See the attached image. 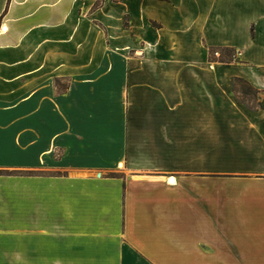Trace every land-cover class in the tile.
I'll list each match as a JSON object with an SVG mask.
<instances>
[{"label":"crops","instance_id":"0c3cea01","mask_svg":"<svg viewBox=\"0 0 264 264\" xmlns=\"http://www.w3.org/2000/svg\"><path fill=\"white\" fill-rule=\"evenodd\" d=\"M219 128L264 146V0H0V264H252L178 168Z\"/></svg>","mask_w":264,"mask_h":264},{"label":"rangeland","instance_id":"374dc122","mask_svg":"<svg viewBox=\"0 0 264 264\" xmlns=\"http://www.w3.org/2000/svg\"><path fill=\"white\" fill-rule=\"evenodd\" d=\"M214 52L210 53L212 57H214ZM229 60L231 62L235 60V53H232L230 57L223 55L222 61ZM64 84L65 82H61V85ZM233 89L238 93V100L243 102L246 99L249 100L251 96L246 97L241 93H254L249 87H245L239 82L233 83ZM184 132L186 131H182V133ZM214 132L215 138L213 141L201 137L192 139L190 136L192 140H190L192 142L191 147L194 152L183 154L182 156L186 155L191 160L188 162L179 161L178 168L195 170L197 174H201L202 170L209 171L213 172L209 174L211 177L226 178L222 182L221 179L211 178H208L207 182L204 183L197 181V192H199V188L203 187L205 188L203 193L211 196L213 193L214 203L212 202L213 207H211L214 214L213 218L215 223L224 221L223 226L219 228L221 231H226L224 237L230 238V241H228L230 247L233 246L234 248V244L237 246L242 244L243 246L247 242V250L250 253L248 254L246 251L247 260L249 256L256 253V257L250 259L252 264H264V183H262V179H264L262 169L264 167V146L248 143V140L242 137L244 131H239L241 133L236 130L232 131L231 139L228 137L231 134L229 131L226 138H224L222 128L216 129ZM185 137L183 135V138ZM240 137L242 139H239ZM255 153L262 154V158L260 159V156ZM227 178L239 180L232 182V184L227 181ZM233 185L240 187L232 190ZM224 214L225 216H223ZM216 227L215 224L213 228ZM221 236L218 239H222ZM214 249H217V247ZM236 250L238 249L236 248Z\"/></svg>","mask_w":264,"mask_h":264},{"label":"trees","instance_id":"16d2710c","mask_svg":"<svg viewBox=\"0 0 264 264\" xmlns=\"http://www.w3.org/2000/svg\"><path fill=\"white\" fill-rule=\"evenodd\" d=\"M223 53H224L225 56H229L230 57L232 52L231 51H223ZM239 82L242 83L243 86L248 87L247 84L244 83L243 81H239ZM250 90L253 91L251 88H250Z\"/></svg>","mask_w":264,"mask_h":264},{"label":"built area","instance_id":"2783aa9c","mask_svg":"<svg viewBox=\"0 0 264 264\" xmlns=\"http://www.w3.org/2000/svg\"><path fill=\"white\" fill-rule=\"evenodd\" d=\"M213 56H214L215 58H218V57H219L218 52H214Z\"/></svg>","mask_w":264,"mask_h":264},{"label":"bare ground","instance_id":"6f19581e","mask_svg":"<svg viewBox=\"0 0 264 264\" xmlns=\"http://www.w3.org/2000/svg\"><path fill=\"white\" fill-rule=\"evenodd\" d=\"M169 183L170 184L174 183V180L173 179H169Z\"/></svg>","mask_w":264,"mask_h":264}]
</instances>
